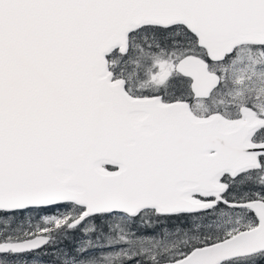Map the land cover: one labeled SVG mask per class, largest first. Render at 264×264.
<instances>
[{
    "label": "snow or ice",
    "instance_id": "1",
    "mask_svg": "<svg viewBox=\"0 0 264 264\" xmlns=\"http://www.w3.org/2000/svg\"><path fill=\"white\" fill-rule=\"evenodd\" d=\"M0 264H264V0H0Z\"/></svg>",
    "mask_w": 264,
    "mask_h": 264
}]
</instances>
